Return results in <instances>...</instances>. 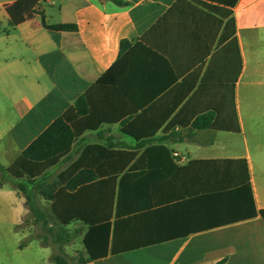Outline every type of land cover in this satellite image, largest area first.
<instances>
[{
  "label": "crops",
  "instance_id": "crops-1",
  "mask_svg": "<svg viewBox=\"0 0 264 264\" xmlns=\"http://www.w3.org/2000/svg\"><path fill=\"white\" fill-rule=\"evenodd\" d=\"M20 1L0 0L5 168L66 114L89 129L48 170H58L54 180L85 153L89 166L109 168L91 148L110 141L137 154L135 163L145 149L123 124L153 131L158 99L179 85L192 87L185 103L202 91L204 106L238 119L239 132L164 123L153 139L165 140L177 167L154 169L111 220L107 256L84 264H264V0H41L30 19L27 2L20 18L11 12ZM41 14L76 30H48ZM122 41L131 44L123 52ZM83 96L89 112L79 116ZM5 187L13 188L0 185V193Z\"/></svg>",
  "mask_w": 264,
  "mask_h": 264
},
{
  "label": "trees",
  "instance_id": "trees-1",
  "mask_svg": "<svg viewBox=\"0 0 264 264\" xmlns=\"http://www.w3.org/2000/svg\"><path fill=\"white\" fill-rule=\"evenodd\" d=\"M40 1L22 0L17 5L28 3L26 16L30 19L37 13L36 6ZM115 1L120 3L118 0ZM41 17L43 26L48 30H76V26L71 24L48 25L44 14H41ZM130 46V42L122 41V52ZM103 81L104 77L100 79V82ZM183 88V85H179L174 91L158 99L162 106L157 109L161 121L153 131L148 130L150 124L147 130L140 133L136 131L135 125L133 127L123 124V133L138 141L137 148L145 149L142 157L135 163L133 162L137 154L132 151L115 150L125 147L110 141L107 147L91 148L96 150L97 161L106 162L108 166L110 165L109 168L89 166V158L85 153L86 155L76 164L61 172L56 180L49 182L48 170L68 158L76 139L84 130L89 129V126L79 129L69 120L67 114L55 120L10 167L5 168L0 162V185L11 184L18 194L24 197L26 208L38 223L42 222L44 226H49L50 217L57 221L62 233L54 235L49 229V237L55 244L64 246L72 242L73 238L67 227L73 222L79 221L89 226L82 240L84 252L81 253L79 260L77 262L69 260L64 250L60 249V252L51 255L50 259L54 264H84L107 256L112 232L111 220L114 216L116 218L121 216V208L126 200L137 191H144L141 184L153 180L154 169L169 166L173 170L177 167L172 151L165 145V140L153 139L170 118L172 119L166 127L168 130L192 126L196 129L240 131L236 114L232 121L227 116V108L204 106L206 103L208 105L210 100L209 95L202 91L194 93L185 103L192 87L180 91L184 90ZM226 98L225 96L224 100L223 98L220 100L219 97L220 103ZM230 100L234 104L233 96ZM200 102L203 104L198 107ZM75 110L79 116L89 112L86 96L76 101ZM38 197L50 203L51 215L38 205ZM133 211H136V208H133ZM258 215L264 220V209L258 211ZM42 246L49 247L48 240Z\"/></svg>",
  "mask_w": 264,
  "mask_h": 264
},
{
  "label": "rangeland",
  "instance_id": "rangeland-1",
  "mask_svg": "<svg viewBox=\"0 0 264 264\" xmlns=\"http://www.w3.org/2000/svg\"><path fill=\"white\" fill-rule=\"evenodd\" d=\"M17 7V9H15ZM25 4L10 6L11 12L17 18L22 16ZM246 95H243L245 100ZM263 136V135H262ZM129 142L133 140L127 138ZM251 140V139H250ZM253 152L260 150L255 141L250 143ZM264 148V147H263ZM58 170L52 171L49 181L56 178ZM22 202L27 210L25 214L17 217L13 209ZM38 205L49 215H51L50 204L40 197L37 198ZM54 235L61 234V229L57 221L50 217L49 226H44L42 222H37L25 206V200L20 199L13 188L5 187L0 193V264H54L51 255L63 249L69 260L77 262L84 252L83 237L87 227L81 222H73L67 227V231L72 236V242L61 246L55 244L49 231ZM48 240L49 247H41ZM25 246L24 248H22Z\"/></svg>",
  "mask_w": 264,
  "mask_h": 264
},
{
  "label": "clouds",
  "instance_id": "clouds-1",
  "mask_svg": "<svg viewBox=\"0 0 264 264\" xmlns=\"http://www.w3.org/2000/svg\"><path fill=\"white\" fill-rule=\"evenodd\" d=\"M26 209L23 207V203L20 202L16 205V207L13 209V212L17 215V217L22 216L26 213Z\"/></svg>",
  "mask_w": 264,
  "mask_h": 264
},
{
  "label": "built area",
  "instance_id": "built-area-1",
  "mask_svg": "<svg viewBox=\"0 0 264 264\" xmlns=\"http://www.w3.org/2000/svg\"><path fill=\"white\" fill-rule=\"evenodd\" d=\"M176 155V154H175Z\"/></svg>",
  "mask_w": 264,
  "mask_h": 264
}]
</instances>
